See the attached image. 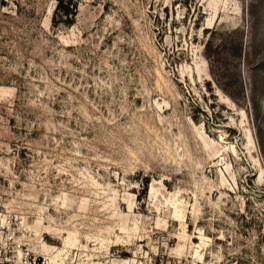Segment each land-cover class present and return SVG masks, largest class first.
<instances>
[{
	"label": "rangeland",
	"instance_id": "obj_1",
	"mask_svg": "<svg viewBox=\"0 0 264 264\" xmlns=\"http://www.w3.org/2000/svg\"><path fill=\"white\" fill-rule=\"evenodd\" d=\"M0 0V264H264V0Z\"/></svg>",
	"mask_w": 264,
	"mask_h": 264
},
{
	"label": "trees",
	"instance_id": "obj_2",
	"mask_svg": "<svg viewBox=\"0 0 264 264\" xmlns=\"http://www.w3.org/2000/svg\"><path fill=\"white\" fill-rule=\"evenodd\" d=\"M62 7H63V11H64L65 13L70 12L69 9L67 8V6H65V5L63 4V0H58L57 5H56V10H58V9H60V8H62Z\"/></svg>",
	"mask_w": 264,
	"mask_h": 264
}]
</instances>
